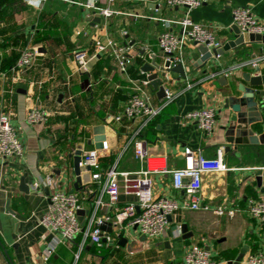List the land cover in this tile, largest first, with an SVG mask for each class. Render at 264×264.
<instances>
[{"label":"crops","instance_id":"1","mask_svg":"<svg viewBox=\"0 0 264 264\" xmlns=\"http://www.w3.org/2000/svg\"><path fill=\"white\" fill-rule=\"evenodd\" d=\"M10 1L14 7L24 9L13 14L7 6ZM27 1L0 0V69L16 64L27 47H37L40 52L22 81L6 80L0 72V113L4 107L24 149L21 158L0 160V241L14 264H42L40 257L52 235L39 220L49 207L52 191L46 187L34 191L31 184L40 177H54L61 181L63 189L73 190L78 146L94 149V129L104 125L108 114L122 111L135 93L131 80L145 79L150 74L145 72L147 65L165 63L158 37L165 31L184 34L180 21L185 9L159 7L165 0L157 1L155 6L146 0H117L112 6L116 14L106 20L86 5L94 3L105 8L107 0ZM203 1L190 17L213 26L223 46L235 39L234 8L253 6L258 18L264 20V0ZM97 18L101 21L92 20ZM96 41L130 46L133 63L128 71L120 72L111 56L95 54ZM201 47L186 40L176 54L182 62L173 68L182 64L184 76L177 70L159 72L174 99L145 128L143 138L149 154L165 157L171 170L184 168L186 148L200 150L207 159H215L218 150L224 149V161L232 170L202 175L199 203L211 210L181 209L159 238H146L136 228H130L124 237L128 240L125 247L99 248L88 243L77 264H184L186 249L196 244L212 249L220 264H244L250 255L264 252V225L248 212L249 200L264 198V176L261 187L256 180L259 173L264 175V171H259L264 168V143L240 145L234 150L236 146L226 141L233 116L229 99L240 97L237 90L241 84L249 87L243 79L245 73L264 75V64L260 73L248 68L237 70L225 77L227 83H219L224 76L209 78L213 73L232 69L241 60L263 54L264 44H245L225 52L218 60H204ZM79 49L92 57L87 70L79 69L74 60V51ZM254 89L261 91L257 98L260 101L264 86ZM143 96L154 106L164 101L152 87ZM36 108L45 112L47 119L31 125L27 115ZM204 108L216 111L215 131L208 136L196 123L185 119L187 113ZM260 111L264 112V106ZM109 127L116 133L117 143L104 157L116 160L134 125L112 123ZM261 133L264 127L257 131L258 135ZM139 168L132 151L122 156L120 171ZM22 177L30 185L29 194L19 189ZM153 184L156 197L172 198L181 204L188 199L184 191L174 189L170 174L153 177ZM133 202L135 197L121 193L120 206ZM7 207L14 215L8 213ZM218 207L226 210L224 216L214 212ZM184 225L187 233L182 231ZM76 251V247L61 244L51 264H74ZM0 264H10L1 248Z\"/></svg>","mask_w":264,"mask_h":264},{"label":"built area","instance_id":"2","mask_svg":"<svg viewBox=\"0 0 264 264\" xmlns=\"http://www.w3.org/2000/svg\"><path fill=\"white\" fill-rule=\"evenodd\" d=\"M57 1L72 2L71 0ZM116 1L107 0L108 5L105 8H98L94 3H87L86 8L97 10L100 17L108 20L116 14L112 8ZM203 2V0H165L160 4L159 7L164 9L176 7L185 9V15L180 21L184 28V34L179 36L165 31L158 37L159 48L165 62L170 63L169 68L182 62L176 54L181 51L186 40H190L196 45L206 46L211 53L212 50L218 51L223 48L222 43L215 35L213 26L197 23L190 17L191 12L200 8ZM253 8L250 5L234 8L232 11L233 25L243 34L264 37V20L258 18ZM95 51V54L111 56L122 73H126L133 63L132 48L128 45L113 41L107 43L96 41ZM39 54L37 47H27L21 52L11 72L3 73L2 77L17 83L22 81L24 74L33 67ZM220 57L221 55L212 53L213 59L218 60ZM91 58L85 50L74 51V60L81 70H87ZM262 64H264V53L247 60H241L232 69L213 73L209 78L229 77L237 70L246 68L255 71ZM149 75L142 80H131L135 93L127 99L122 111L110 113L105 117V127L112 123L122 124L125 122L134 125L121 153L107 171L102 170L100 163V159L111 149L106 139L102 142L101 149L95 147L82 151L80 167L85 168V171L80 175L82 182L79 185V190L73 188L74 191L71 192L63 189L61 181H57L54 177H40L31 184L34 191L45 187L52 191L49 196V207L39 220V224H42L52 235L51 241L40 257L42 264H51L58 247L63 243L77 248L74 254V264H77L88 243L99 248L113 247L114 245L119 248V240L125 237L130 228H136L139 234L146 238H159L166 232L170 218L181 209L211 210L210 206L199 203L202 175L205 172L226 173L232 170L224 161V149L218 150L215 159H207L200 150L186 148L184 152L185 166L176 170L169 169L165 157L149 154L143 132L174 99L173 94L169 93L167 89L166 98L160 106H154L144 97L146 89L150 87ZM260 104L264 106V96L261 97ZM46 119L47 114L38 108L29 111L27 115V121L31 125L42 124ZM185 119L196 123L207 136L215 131L216 111L213 108L191 111L185 115ZM129 151L133 152L135 159L140 163V168L133 172L120 171V160ZM23 154L24 149L19 133L12 126L10 116L2 107L0 113V160L21 158ZM88 168L90 170H87ZM259 171H264V168H260ZM85 174L90 175L89 183L83 181ZM169 174L172 176L174 189L184 191L188 196V199L182 204L172 198L154 195L153 177ZM121 193L135 197L136 202L120 206ZM80 211H83V215H79ZM214 212L219 216L226 214L223 207H218ZM248 212L252 219L260 225H264V198L249 200ZM104 224H109L112 232L102 230ZM184 264H220V262L215 258L212 249L196 244L186 249ZM244 264H264V252L250 255Z\"/></svg>","mask_w":264,"mask_h":264},{"label":"water","instance_id":"3","mask_svg":"<svg viewBox=\"0 0 264 264\" xmlns=\"http://www.w3.org/2000/svg\"><path fill=\"white\" fill-rule=\"evenodd\" d=\"M129 1V0H127ZM143 1V0H136ZM151 5L155 6L156 2L159 0H146ZM89 13V12H87ZM94 21L100 22L101 19H92ZM232 31L234 33L235 39L227 42L222 49L216 51L212 50V53L223 55L225 52H228L232 49L238 48L245 44H253V43H264V37L260 35L241 33V31L233 25ZM133 45V43L131 44ZM204 56V60L211 58L212 53L209 51L207 47L202 46L200 48ZM156 59V58H154ZM170 67L169 62H165L164 64H157L156 61L152 66L147 65V69L145 72L150 73L148 79L150 80V87H152L153 91L157 93V96L160 100H164L166 98V88L164 87V82L161 77H159V72H171L178 71L184 76V67L180 64L178 67ZM146 68V67H145ZM257 73L260 72V68L255 70ZM243 79L246 83L249 84V87L241 84L238 88V92L241 94L238 99L230 98L229 106L233 112V116L231 118V123L228 129L226 130V141L230 145H235L234 150L238 149L240 145H259L260 143H264V133L260 135L257 134V131H260L264 127V112L260 111L263 107L260 104V101L257 100L261 96V91L254 89L255 87L264 86V75H252L251 73H245ZM227 83V79L225 77L219 79V83ZM95 134V147L96 149L102 148V142L105 140V137H108V142L111 148H116L117 138L116 133L112 130V128L103 126H98L94 129ZM84 150V145L80 144L78 146L76 155H75V175L76 181L74 183V190L80 189V184L82 182L81 173L85 171V168L80 167L81 155ZM231 150V147H229ZM87 170H90L89 168ZM263 174L259 173L256 180L258 185L262 186ZM83 181L85 183L90 182V175H83ZM19 189L22 193L29 194L30 193V185L26 183L25 178L22 177L20 180ZM72 190L71 192H73ZM8 213L14 215V212L7 207ZM79 215H83V211L79 212ZM171 220V218H170ZM102 230L112 232V228L109 224H104L102 226ZM182 231L187 233V227L184 225L182 227ZM128 240L126 238H121L118 244L121 247H125L127 245ZM0 248L3 253L7 257L10 264H14L5 245L0 241ZM229 264H234L230 262Z\"/></svg>","mask_w":264,"mask_h":264},{"label":"trees","instance_id":"4","mask_svg":"<svg viewBox=\"0 0 264 264\" xmlns=\"http://www.w3.org/2000/svg\"><path fill=\"white\" fill-rule=\"evenodd\" d=\"M7 6H9L12 9V13L13 14L21 12L24 9V7H22V6L19 7V8L14 7L13 2H11V1L8 3ZM17 61H18V59H17ZM17 61H16V63H17ZM15 65L16 64H13V65L12 64H8V66H5L2 69H0V72L9 74L11 72L12 68L15 67ZM114 162H115V158L114 157H102L100 159L102 170L104 172L107 171L114 164Z\"/></svg>","mask_w":264,"mask_h":264}]
</instances>
